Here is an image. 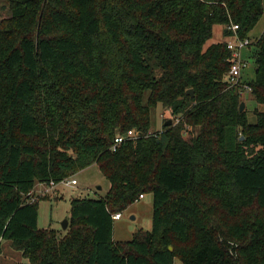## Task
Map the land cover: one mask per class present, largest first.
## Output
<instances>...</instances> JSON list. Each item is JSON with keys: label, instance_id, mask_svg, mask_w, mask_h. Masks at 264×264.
<instances>
[{"label": "trees", "instance_id": "trees-1", "mask_svg": "<svg viewBox=\"0 0 264 264\" xmlns=\"http://www.w3.org/2000/svg\"><path fill=\"white\" fill-rule=\"evenodd\" d=\"M4 1L0 250L26 264H264V112L240 111L246 85L264 105V32L255 79L237 87L226 41L249 39L264 0ZM160 105L180 122L150 135ZM129 131L144 137L113 151ZM93 165L107 196L73 199L63 237L40 229L37 185ZM141 195L152 230L115 242L113 216Z\"/></svg>", "mask_w": 264, "mask_h": 264}, {"label": "rangeland", "instance_id": "rangeland-1", "mask_svg": "<svg viewBox=\"0 0 264 264\" xmlns=\"http://www.w3.org/2000/svg\"><path fill=\"white\" fill-rule=\"evenodd\" d=\"M9 5L6 1L0 0V22L10 17ZM264 31V15L255 29L249 34L251 45L242 51V59L247 63L242 80L249 83L255 79L256 64L253 54L257 50L256 42ZM223 28L217 26L214 28L213 42L225 41L223 37ZM156 76H161V70L156 69ZM244 85V84H243ZM243 87V86H241ZM242 103H245V109L248 112L250 122L256 121L255 110L264 112V105H259L251 91L244 88ZM172 121V125L180 122L175 117H171L170 112L161 105L152 112V128L150 133L163 132L167 122ZM185 137L189 138L190 133L194 135L196 129L187 127ZM244 138V137H243ZM244 140V139H243ZM77 180V186H68L60 183L56 188L49 189L47 185H37L32 202L41 199L39 202V221L40 229H51L59 232L60 237L66 235L67 230L63 229V222L70 221L71 201L76 198L81 199H102L107 196L110 189L109 181L102 175L96 165L78 173L74 177L66 180ZM49 190V191H48ZM153 196H146L144 200L132 205L127 211L122 213L123 218L115 221L114 240L115 242H129L133 235L140 231H151L153 221ZM70 224V222H69ZM26 264L21 253L15 251L9 243H3L0 250V264ZM175 264H183L180 260H175Z\"/></svg>", "mask_w": 264, "mask_h": 264}, {"label": "built area", "instance_id": "built-area-1", "mask_svg": "<svg viewBox=\"0 0 264 264\" xmlns=\"http://www.w3.org/2000/svg\"><path fill=\"white\" fill-rule=\"evenodd\" d=\"M228 29H230L231 31L234 32L235 35H237V30L239 29L238 26L236 25H231ZM227 41V47L228 49L231 51L232 56H231V68L228 74V78H229V83L231 85V87H237L238 85H241V79H242V75L244 70L247 68V63L245 61H243L242 59V51L244 49H246L247 47H249L251 45V42L249 39H245V40H240L237 36H234L232 38H229L226 40ZM245 89L251 91V88L249 86H244ZM150 135H152L153 133H149ZM144 134L141 132H137V131H129L126 135H121L116 137V139L114 140V145L112 150L116 151L118 149V147H120L121 144L124 143V141H126V139H130V140H138L143 136ZM62 183H65L68 186H77L78 182L77 180H71V181H63ZM56 186H58L55 183H51L49 185V189H53L56 188ZM49 191V190H48ZM146 198V195H141L139 200H144ZM122 218V214H115L113 216V219L115 221L120 220Z\"/></svg>", "mask_w": 264, "mask_h": 264}, {"label": "water", "instance_id": "water-1", "mask_svg": "<svg viewBox=\"0 0 264 264\" xmlns=\"http://www.w3.org/2000/svg\"><path fill=\"white\" fill-rule=\"evenodd\" d=\"M188 94L191 95V96L193 97V96H194V91H193V90H189V91H188ZM244 109H245V103H242V104H241V109H240V111L243 112ZM172 124H173L172 121H169V122H167V123L165 124V127H171ZM243 139H244V138L242 137L241 140H243ZM68 226H69V221H68V220L65 221V222H63V229H64V230H67ZM170 250H172V248H170Z\"/></svg>", "mask_w": 264, "mask_h": 264}, {"label": "crops", "instance_id": "crops-1", "mask_svg": "<svg viewBox=\"0 0 264 264\" xmlns=\"http://www.w3.org/2000/svg\"><path fill=\"white\" fill-rule=\"evenodd\" d=\"M263 32H264V31H263ZM147 196H149V195H147ZM122 218H123V216H122ZM122 218H121V219H122ZM121 219H120V220H121ZM151 228H152V227H151Z\"/></svg>", "mask_w": 264, "mask_h": 264}]
</instances>
